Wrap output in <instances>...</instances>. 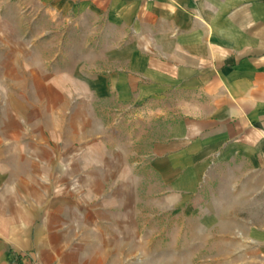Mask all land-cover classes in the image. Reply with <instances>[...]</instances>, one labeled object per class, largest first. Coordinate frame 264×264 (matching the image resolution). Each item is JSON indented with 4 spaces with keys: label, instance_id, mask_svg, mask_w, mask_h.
Masks as SVG:
<instances>
[{
    "label": "crops",
    "instance_id": "obj_1",
    "mask_svg": "<svg viewBox=\"0 0 264 264\" xmlns=\"http://www.w3.org/2000/svg\"><path fill=\"white\" fill-rule=\"evenodd\" d=\"M71 24L82 32L76 54ZM0 26L6 137L18 121L52 128L53 113L71 104L109 101L163 120L172 111L146 157L168 203L196 196L191 209L204 207L206 219L184 237L191 264L199 245L205 264L264 259V0H0ZM27 85L40 108L25 113L17 88ZM56 149L0 148V264L26 254L42 264H122L132 255L133 205L118 206L117 192L102 204L100 157ZM106 161L105 180L123 179L117 154Z\"/></svg>",
    "mask_w": 264,
    "mask_h": 264
},
{
    "label": "rangeland",
    "instance_id": "obj_2",
    "mask_svg": "<svg viewBox=\"0 0 264 264\" xmlns=\"http://www.w3.org/2000/svg\"><path fill=\"white\" fill-rule=\"evenodd\" d=\"M16 13L17 10L11 9V15L15 16ZM45 23L44 17L39 19V26L36 27L38 31L46 27ZM12 27L10 32L17 34L18 26L13 25ZM19 27H22L27 34L30 33L29 24L24 23ZM77 27V25H70L69 42L71 50L75 52L73 54H76L78 48L83 46L79 34L82 32ZM59 28H63L61 24ZM59 45H61L60 42ZM70 59L71 61L76 60L77 56H71ZM37 100L33 89L28 85L27 88H17V109L20 108L28 113L32 107L40 108L39 105H35ZM69 107L70 110H64L58 114L53 113L52 117L55 121L52 128L39 125L31 129L32 122L24 120L18 121L16 136L6 137L5 131L0 130V148H57V156L63 155L65 158L77 151H84L85 155L91 152V155L100 157L103 171L102 197H100L102 204L106 202L109 195L112 197V194L117 192L119 196L115 203L118 206L125 204L127 200L128 205L131 204L134 207L133 221L136 227L132 255L128 253L122 264H191L190 245L184 237H188L190 222L206 219L204 207L199 206L198 211L195 207L191 209V206L198 204L196 196L183 197V202L177 206L168 203L167 197L163 196L166 194L164 188L146 157L147 148L151 142L157 139L159 132L174 121L173 112L171 111L169 116L163 120L155 115L156 108L153 109L154 113L142 112L143 109L140 106L139 109H131L109 101H97L93 105L86 102L78 105L71 104ZM58 109L54 107L55 111ZM3 111L4 106L0 104V116ZM37 123L42 124L35 122L34 125ZM58 123L62 125L59 126ZM51 132L54 133L53 136H49ZM113 154H117L119 176H123V179H119L118 182L105 180L109 177L107 164L109 161L106 160ZM60 184L55 183L54 185L55 198L61 188ZM124 185L128 189L127 198L120 197V193L126 189ZM92 190L93 188L89 187L86 189L87 204L93 203V198L89 197ZM111 200L113 203V199ZM200 208L202 209L199 210ZM117 210L120 211V207ZM117 215L119 220L120 212ZM179 226H182L181 242L175 240L176 234L180 232ZM206 254V246L199 245V258L194 264H205V260L201 258H205ZM124 255H126L125 252ZM24 258L19 264H42L36 255L26 254ZM10 264H17V259L13 257ZM245 264H264V259L251 257L246 260Z\"/></svg>",
    "mask_w": 264,
    "mask_h": 264
}]
</instances>
